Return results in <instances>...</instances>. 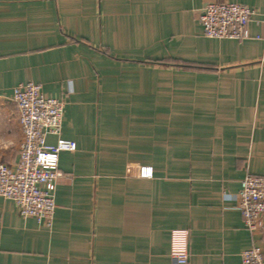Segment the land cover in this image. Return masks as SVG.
Here are the masks:
<instances>
[{
  "label": "crops",
  "instance_id": "1",
  "mask_svg": "<svg viewBox=\"0 0 264 264\" xmlns=\"http://www.w3.org/2000/svg\"><path fill=\"white\" fill-rule=\"evenodd\" d=\"M230 1L0 0V163L20 157L14 88L33 81L65 102L52 227L0 196V264H240L264 251L238 208L264 175V39L211 38L199 16ZM57 136L48 135L54 144ZM153 167L152 178L138 175ZM264 220V218H263Z\"/></svg>",
  "mask_w": 264,
  "mask_h": 264
},
{
  "label": "built area",
  "instance_id": "2",
  "mask_svg": "<svg viewBox=\"0 0 264 264\" xmlns=\"http://www.w3.org/2000/svg\"><path fill=\"white\" fill-rule=\"evenodd\" d=\"M256 14L242 3L210 2L201 10L199 21L206 37L244 40L251 37L249 25L254 20L261 30L256 38L264 39V13L255 19ZM13 99L22 130L20 157L14 165L0 163V196L14 200L22 217H34L52 227L57 180L62 175L60 153L77 149L74 140L61 136L65 102L47 96L33 81L17 85ZM48 135L57 136V141L48 143ZM138 175L152 178L153 167L141 165ZM238 208L250 233L264 229V175L246 174L238 193ZM189 237L188 229L171 231L170 256L175 264L189 262ZM240 264H264V251L252 245L243 251Z\"/></svg>",
  "mask_w": 264,
  "mask_h": 264
}]
</instances>
